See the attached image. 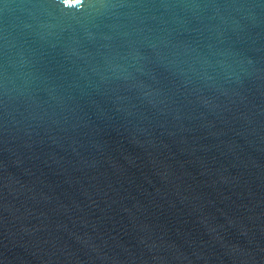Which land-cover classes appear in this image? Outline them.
Segmentation results:
<instances>
[{"label": "water", "instance_id": "water-1", "mask_svg": "<svg viewBox=\"0 0 264 264\" xmlns=\"http://www.w3.org/2000/svg\"><path fill=\"white\" fill-rule=\"evenodd\" d=\"M0 264H264V0H0Z\"/></svg>", "mask_w": 264, "mask_h": 264}, {"label": "snow or ice", "instance_id": "snow-or-ice-1", "mask_svg": "<svg viewBox=\"0 0 264 264\" xmlns=\"http://www.w3.org/2000/svg\"><path fill=\"white\" fill-rule=\"evenodd\" d=\"M59 2V0H57ZM79 2V0H63L64 4H71V5H76Z\"/></svg>", "mask_w": 264, "mask_h": 264}]
</instances>
